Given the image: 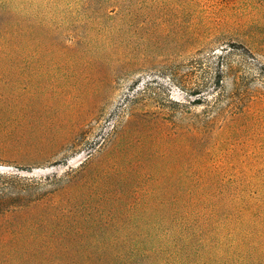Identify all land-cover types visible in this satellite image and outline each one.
Wrapping results in <instances>:
<instances>
[{
	"label": "rangeland",
	"instance_id": "rangeland-1",
	"mask_svg": "<svg viewBox=\"0 0 264 264\" xmlns=\"http://www.w3.org/2000/svg\"><path fill=\"white\" fill-rule=\"evenodd\" d=\"M0 264H264V0H0Z\"/></svg>",
	"mask_w": 264,
	"mask_h": 264
},
{
	"label": "trees",
	"instance_id": "trees-1",
	"mask_svg": "<svg viewBox=\"0 0 264 264\" xmlns=\"http://www.w3.org/2000/svg\"><path fill=\"white\" fill-rule=\"evenodd\" d=\"M116 256L115 257H117V256H119L120 254H115Z\"/></svg>",
	"mask_w": 264,
	"mask_h": 264
}]
</instances>
